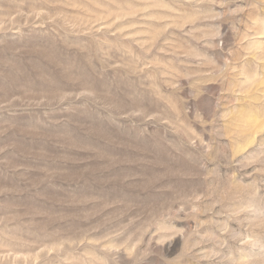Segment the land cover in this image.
Returning <instances> with one entry per match:
<instances>
[{
	"label": "rangeland",
	"instance_id": "374dc122",
	"mask_svg": "<svg viewBox=\"0 0 264 264\" xmlns=\"http://www.w3.org/2000/svg\"><path fill=\"white\" fill-rule=\"evenodd\" d=\"M0 264H264V0H0Z\"/></svg>",
	"mask_w": 264,
	"mask_h": 264
}]
</instances>
